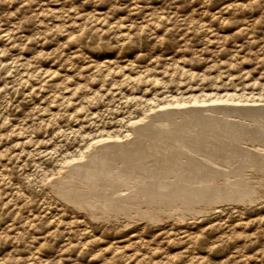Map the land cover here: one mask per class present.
<instances>
[{"label": "rangeland", "instance_id": "obj_1", "mask_svg": "<svg viewBox=\"0 0 264 264\" xmlns=\"http://www.w3.org/2000/svg\"><path fill=\"white\" fill-rule=\"evenodd\" d=\"M263 150L264 0H0V264H264Z\"/></svg>", "mask_w": 264, "mask_h": 264}, {"label": "bare ground", "instance_id": "obj_2", "mask_svg": "<svg viewBox=\"0 0 264 264\" xmlns=\"http://www.w3.org/2000/svg\"><path fill=\"white\" fill-rule=\"evenodd\" d=\"M188 105H189V104H188ZM211 105H212V104H211ZM211 105H208V106H211ZM203 106H204V105H203ZM217 106H218V105H217ZM231 106H232V105H231ZM170 108H171V107H170ZM195 108H196V107H195ZM163 109H164V108H163ZM185 109H186V108H185ZM224 109H225V108H224ZM161 110H162V109H161ZM180 110H181V109H180ZM222 110H223V109H222ZM203 111H204V110H203ZM224 111H225V110H224ZM226 111H227V110H226ZM195 112H196V111H195ZM214 113H215V112H214ZM188 114H189V113H188ZM183 115H184V114H183ZM205 115H206V114H205ZM223 115H225V114H223ZM200 117H201V116H200ZM218 117H219V115H218ZM244 117H245V116H244ZM221 118H222V117H221ZM219 119H220V118H219ZM225 119H226V118H225ZM243 119H245V118H243ZM241 120H242V119H241ZM245 120H246V119H245ZM255 120H256V119H255ZM163 123H164V122H163ZM139 124H140V123H139ZM143 124H144V123H143ZM166 124H168V122H167ZM197 124H198V123H197ZM230 124H231V122H230ZM233 124H234V123H233ZM202 125H203V124H202ZM224 125H225V123H224ZM247 125H248V124H247ZM163 126H165V125L163 124ZM203 126H204V125H203ZM231 126H232V125H231ZM231 126H230V127H231ZM249 126H250V125H249ZM253 126H254V125H253ZM175 127H176V126H175ZM210 127H211V126H210ZM233 127H234V126H233ZM256 127H257V126H256ZM170 128H171V127H170ZM227 128H228V127H227ZM259 128H261V127H259ZM155 129H156V128H155ZM250 129H251V128H250ZM250 129H249V130H250ZM160 131H161V130H160ZM216 132H217V131H216ZM251 132H252V130H251ZM237 133H238V132H237ZM256 133H257V132H256ZM203 134H204V133H203ZM239 134H241V133H239ZM189 135H190V134H189ZM155 136H156V135H155ZM184 136H185V135H184ZM207 136H208V135H207ZM232 136H233V135H232ZM240 136H241V135H240ZM169 137H170V136H169ZM172 137H173V136H172ZM179 137H180V136H179ZM195 137H196V136H195ZM195 137H194V138H195ZM177 138H178V137H177ZM201 138H202V137H201ZM213 138H214V137H213ZM220 138H221V137H220ZM203 139H204V138H203ZM216 139H217V138H216ZM133 140H134V139H133ZM217 140H218V139H217ZM217 140H216V141H217ZM262 140H263V139H262ZM222 141H223V140H222ZM194 142H195V141H194ZM218 142H219V141H218ZM106 143H107V142H106ZM220 143H221V142H220ZM222 143H223V142H222ZM222 143H221V144H222ZM227 143H228V142H227ZM234 143H235V142H234ZM244 143H245V142H244ZM103 144H104V143H103ZM147 144H148V143H147ZM171 144H172V143H171ZM157 145H158V144H157ZM184 145H185V144H184ZM191 145H192V144H191ZM201 145H202V144H201ZM249 145H250V143H249ZM166 146H167V145H166ZM195 146H196V145H195ZM217 146H218V145H217ZM239 146H240V144H239ZM211 147H212V146H211ZM179 148H180V147H179ZM219 148H220V147H219ZM238 148H239V147H238ZM255 148H256V147H255ZM258 148H259L260 150L263 149V147L260 146V145H259ZM258 148H256V149H258ZM164 149H165V148H164ZM180 149H181V148H180ZM252 149H253V147H252ZM122 150H123V149H122ZM129 150H130V149H129ZM131 150H132V149H131ZM185 150H186V149H185ZM195 150H196V149H195ZM221 150H222V149H221ZM260 150H258V151H260ZM135 151H136V150H135ZM168 151H169V149H168ZM189 151H190V150H189ZM202 151H203V150H202ZM245 151H246V150H245ZM249 151H251V150H249ZM263 151H264V150H263ZM131 152H133V151H131ZM172 152H173V151H172ZM178 152H179V151H178ZM184 152H185V151H184ZM187 152H188V151H187ZM200 152H201V151L199 150V153H200ZM223 152H224V151H223ZM233 152H234V151H233ZM129 153H130V152H129ZM148 153H149V152H148ZM174 153H175V152H174ZM253 153H255V152H253ZM253 153L251 152L250 154L252 155ZM123 154H124V153H123ZM123 154H122V155H123ZM185 154H186V153H185ZM250 154H248V155H250ZM132 155H133V154H132ZM132 155H130V156H132ZM188 155H189V154H188ZM198 155H199V154H198ZM213 155H214V154H213ZM243 155H244V154H243ZM255 155H256V154H255ZM261 155H262V154H261ZM120 156H121V155H120ZM156 156H157V155H156ZM189 156H190V155H189ZM206 156H207V155H206ZM220 156H221V155H220ZM244 156H245V155H244ZM90 157H91V156H90ZM115 157H116V156H115ZM246 157H247V155H246ZM253 157H254V154H253ZM258 157H260V155H259ZM262 157H263V156H262ZM116 158H117V157H116ZM202 158H203V157H202ZM207 158H208V157H207ZM251 158H252V156H251ZM256 159H257V158H256ZM145 160H146V159H145ZM182 160H183V159H182ZM215 160H216V159H215ZM87 161H88V160H87ZM163 161H164V160H163ZM163 161H162V162H163ZM179 161H180V160H179ZM78 162H79V161H78ZM90 162H91V161H90ZM114 162H115V161H114ZM137 162H138V161H137ZM181 162H182V161H181ZM184 162H185V161H184ZM205 162H206V161H205ZM208 162H209V161H208ZM219 162H220V161H219ZM239 162H240V161H239ZM246 162H248V166L251 165V167H252L253 163L251 162V160L248 159V161L246 160ZM96 163H98V162H96ZM115 163H116V162H115ZM129 163H130V162H129ZM170 163H171V162H170ZM177 163H179V162H177ZM226 163H227V162H226ZM258 163H260V162H258ZM258 163H257V164H258ZM71 164H72V163H71ZM150 164H151V163H150ZM214 164H215V163H214ZM241 164H242V163H241ZM257 164H256V165H257ZM82 165H83V164H82ZM87 165H88V164H87ZM121 165H122V164H121ZM143 165H144V164H143ZM67 166H68V165H67ZM76 166H77V165H76ZM115 166H116V165H115ZM127 166H128V165H127ZM140 166H141V165H140ZM152 166H153V165H152ZM246 166H247V165H246ZM259 166H260V165H259ZM72 167H73V165H72ZM111 167H112V166H111ZM113 167H114V166H113ZM121 167H122V166H121ZM129 167H130V166H129ZM142 167H143V166H142ZM256 167H257V166H256ZM76 168H77V167H76ZM79 168H81V167H79ZM84 168H85V166H84ZM93 168H94V167H93ZM93 168H92V169H93ZM146 168H147V167H146ZM258 168H259V167H258ZM72 169H73V168H72ZM94 169H95V168H94ZM192 169H193V168H192ZM218 169H219V168H218ZM259 169H261V167H260ZM70 170H71V168H70ZM74 170H75V169H74ZM128 170H129V169H128ZM128 170H127V172H128ZM155 170H156V169H155ZM176 170H177V169H176ZM234 170H235V169H234ZM252 170H253V169H252ZM256 170H257V169H256ZM256 170H255L254 172H256ZM124 171H125V170H124ZM136 171H137V170H136ZM180 171H181V170H180ZM187 171H188V170H187ZM208 171H209V170H208ZM210 171H211V169H210ZM248 171H249V170H248ZM257 171H258V170H257ZM63 172H64V171H63ZM150 172H151V171H150ZM203 172H204V171H203ZM254 172H253V173H254ZM263 172H264V170H263ZM61 173H62V172H61ZM71 173H72V172H71ZM101 173H102V172H101ZM101 173H100V175H101ZM122 173H123V172H122ZM136 173H137V172H136ZM189 173H190V172H189ZM216 173H217V172H216ZM218 173H219V171H218ZM259 173H260V172H259ZM79 174H80V173H79ZM186 174H187V173H186ZM186 174H185V175H186ZM199 174H200V173H199ZM238 174H239V173H238ZM238 174H237V175H238ZM248 174L250 175V172H249ZM59 175H60V174H59ZM59 175H58V178H59ZM62 175H64V173H63ZM62 175H61V176H62ZM66 175H68V174H66ZM77 175H78V174H77ZM80 175H81V174H80ZM83 175H84V174H83ZM183 175H184V174H183ZM191 175H193V174H191ZM213 175H215V174H213ZM225 175L228 176L229 174H225ZM255 175L258 176L257 174H252L251 176L255 178V177H256ZM260 175H261V174H260ZM81 176H82V175H81ZM85 176H86V175H85ZM138 176H139V175H138ZM202 176H203V175H202ZM202 176H201V178H202ZM206 176H207V175H206ZM251 176H250V177H251ZM263 176H264V175H263ZM105 177H106V176H105ZM109 177H110V176H109ZM112 177H113V176H112ZM124 177H125V176H124ZM165 177H166V176H165ZM175 177H176V176H175ZM187 177H188V176H187ZM187 177H186V179H187ZM190 177H191V176H190ZM190 177H189V178H190ZM223 177H224V176H223ZM259 177H260V176H259ZM60 178H62V177H60ZM95 178H96V177H95ZM101 178H102V177H101ZM115 178H116V177H115ZM153 178H154V177H153ZM195 178H196V177H195ZM63 179H64V177H63ZM63 179H62V180H63ZM68 179H69V178H68ZM141 179H142V178H141ZM160 179H161V178H160ZM165 179H166V178H165ZM183 179H185V178L183 177ZM197 179H198V178H197ZM203 179H204V176H203ZM233 179H234V178H233ZM251 179H252V178H251ZM260 179H261V177H260ZM80 180H81V179H80ZM172 180H173V179H172ZM181 180H182V179H181ZM187 180H188V179H187ZM192 180H193V178H192ZM194 180H195V179H194ZM194 180L191 181V183H195ZM200 180H201V179H200ZM200 180H198L199 183L196 181V183L198 184L199 187H194L193 185H192V186L189 185V187H190L189 189H190L191 191L189 190L188 193H186V194H187V199H188V200H190V198H189L188 196H192V198H194V197H198V195L201 196V195H200V191H201L202 189H204V188H203V187H204L203 185L208 186L207 184H204V181H207V180H201V181H200ZM214 180H215V179H214ZM254 180H255V179H254ZM52 181H53V180H52ZM55 181H56V180H55ZM129 181H130V180H129ZM188 181H189V180H188ZM215 181H216V180H215ZM215 181H214V184L216 183ZM262 181H263V180H262ZM69 182H70V181H69ZM75 182H76V181H75ZM95 182H96V181H95ZM99 182H100V181H99ZM148 182H149V181H147L146 183H148ZM162 182H163V181H162ZM182 182H183V180H182ZM211 182H212V181H211ZM224 182H226V181H224ZM227 182H228V181H227ZM229 182H230V181H229ZM232 182H233V181H232ZM238 182H239V181H238ZM258 182H259V181H258ZM102 183H103V182H102ZM138 183H139V182H138ZM144 183H145V182H144ZM176 183H177V182H176ZM187 183H188V182H187ZM202 183H203V185H202V188H201V186H200L199 184H202ZM217 183H218V182H217ZM244 183H245V182H244ZM259 183H260V182H259ZM184 184H185V183H184ZM209 184H210V183H209ZM211 184H213V183H211ZM218 184H219V183H218ZM218 184H217V185H218ZM239 184H240V183H239ZM132 185H133V184H132ZM135 185H136V184H135ZM137 185H138V184H137ZM140 185H141V183H140ZM155 185H156V184L154 183V186H155ZM220 185H221V183H220ZM220 185H218V187H219ZM223 185H224V184H223ZM223 185H222V187H223ZM231 185H232L231 183H229V184L226 183V187H227V188H228L229 186H231ZM255 185H256V183H255ZM258 185H259V184H258ZM49 186H50V185H49ZM154 186H153V187H154ZM167 186H168V184H167ZM174 186L178 188V185H177V186L174 185ZM184 186H185V185H184ZM195 186H196V185H195ZM259 186H260V185H259ZM52 187H53V186H52ZM107 187H108V186H107ZM113 187H114V186H113ZM131 187H132V186H131ZM133 187H134V186H133ZM141 187H142V186H141ZM158 187H160V186L158 185ZM172 187H173V185H172ZM187 187H188V186H187ZM208 187H209V186H208ZM212 187H213V185H212ZM214 187H216V184H215ZM214 187H213V188H214ZM222 187H221V188H222ZM224 187H225V186H224ZM234 187H235V186H234ZM239 187H240V185H239ZM59 188H60V187H59ZM82 188H83V187H82ZM138 188H139V187H138ZM150 188H152V186H151ZM168 188H170V187H168ZM200 188H201V189H200ZM229 188H230V187H229ZM247 188H249V187H247ZM70 189H71V188H70ZM75 189H76V188H75ZM98 189H99V188H98ZM161 189H162V187H161ZM174 189H175V188H174ZM184 189H185V187H184ZM209 189H210V187H209ZM243 189H244V188H243ZM51 190H52V189H51ZM65 190H66V189H65ZM79 190H80V189H79ZM135 190H136V188H135ZM142 190H143V189H142ZM177 190H178V189H177ZM177 190H176V191H177ZM186 190H188V189H186ZM186 190H185V191H186ZM235 190H236V189H235ZM235 190H234V192L231 191V190H229V191H231V192H228V193L224 194L223 191H222L221 189H218V190L216 189V191L218 192V194H220V195H222V196H227V197H229L230 194H234V193H236L237 190H236V191H235ZM257 190H258V189H257ZM261 190H262V189H261ZM80 191H81V190H80ZM130 191H131V190H130ZM139 191H140V190H139ZM139 191H138V192H139ZM169 191H170V190H169ZM216 191H215V192H216ZM226 191H228V190H226ZM109 192H110V190H109ZM112 192L114 193V191H112ZM112 192H111V193H112ZM118 192H119V191H118ZM138 192H137V193H138ZM143 192L145 193L144 190H143ZM155 192H156V191H155ZM61 193H62V191H61ZM64 193H65V192H64ZM66 193H67V192H66ZM113 193H112V194H113ZM127 193H128V191H127ZM127 193H126V194H127ZM130 193H131V192H130ZM141 193H142V191H141ZM144 193H142V194H144ZM158 193H159V192H158ZM212 193H213V192H212ZM238 193H239V192H238ZM260 193L263 194L262 192H260ZM108 194H109V193H108ZM145 194H146V193H145ZM159 194H160V193H159ZM169 194H170V193H169ZM178 194H179V193H178ZM261 194H260V196H261ZM61 195H62V194H61ZM66 195H67V194H66ZM95 195H96V194H95ZM151 195H152V194H151ZM163 195H164V194H163ZM215 195H216V194H215ZM220 195H216V196L219 197V198H221L222 196H220ZM236 195H237V194H236ZM256 195H257V193H256ZM256 195H255V196H256ZM258 195H259V194H258ZM57 196H58V195H57ZM59 196H60V195H59ZM74 196H75V195H74ZM84 196H85V195H84ZM93 196H94V195H93ZM102 196H103V194H102ZM130 196H131V195H130ZM136 196H137V195H136ZM144 196H146V195H143V197H144ZM203 196H204V193H203ZM69 197H70V196H69ZM71 197H72V196H71ZM121 197H123V196H121ZM143 197H142V198H143ZM157 197H158V196H157ZM159 197H160V196H159ZM184 197H185V195H184ZM204 197H205V196H204ZM243 197H244V196H243ZM258 197H259V196H258ZM92 198H93V197H92ZM139 198H140V196H139ZM150 198H151V197H150ZM155 198H156V197H155ZM161 198L163 199V197H161ZM205 198H206V197H205ZM245 198L248 199V198H250V196H246ZM255 198H257V197H255ZM63 199H64V198H63ZM68 199H69V198H68ZM75 199H76V198H75ZM80 199H81V197H80ZM82 199H83V198H82ZM84 199H85V198H84ZM94 199H96V197H95ZM111 199H112V198H111ZM113 199H114V198H113ZM117 199H118V198H117ZM162 199H161V200H162ZM181 199H182V198H181ZM183 199H185V198H183ZM222 199H223V198H222ZM224 199H225V198H224ZM229 199H230V198H229ZM251 199H252V198H251ZM99 200H102V199H99ZM107 200H108V199H107ZM144 200H145V197H144ZM144 200H143V201H144ZM208 200H209V199H208ZM210 200H211V199H210ZM214 200H215V199H214ZM71 201H72V199H71ZM110 201H111V200H110ZM122 201H123V200H122ZM128 201H129V200H128ZM181 201H182V200H181ZM181 201H180V202H181ZM221 201H222V200H221ZM90 202H91V201H90ZM101 202H102V201H101ZM101 202H100V203H101ZM117 202H119V201H117ZM123 202L126 203V201H123ZM197 202H198V201H197ZM199 202H202V201H199ZM206 202H207V201H206ZM115 203H116V202H115ZM119 203H120V202H119ZM127 203H131V200H130V202H127ZM203 203H204V202H203ZM203 203H202V204H203ZM208 203H209V202H208ZM247 203H248V201H247ZM74 204H75V203H74ZM120 204H121V203H120ZM140 204H141V203H140ZM143 204H144V203H142V205H143ZM191 204H192V203H191ZM205 204H206V203H205ZM215 204H216V203H215ZM118 205H119V204H118ZM132 205H133V204H132ZM142 205H141V206H142ZM153 205H155V204H153ZM207 205H208V204H207ZM98 206H100V205H98ZM146 206H147V205H146ZM155 206H156V205H155ZM155 206H154V207H155ZM194 206H195V205H194ZM120 207H121V206H120ZM122 207H123V206H122ZM138 207H139V206H138ZM150 207H151V206H150ZM126 208H127V207H126ZM142 208H143V207H142ZM83 209H86V208H83ZM95 209H96V208H95ZM122 209H123V208H122ZM110 210H111V209H110ZM113 210H114V209H113ZM124 210H125V208H124ZM124 210H123V211H124ZM177 210H179V209H177ZM133 211H134V210H133ZM138 211H139V210H138ZM147 211H148V210H147ZM147 211H146V212H147ZM198 211H199V210H198ZM85 212H86V211H85ZM89 212H90V211H89ZM144 212H145V211H144ZM119 213H120V212H119ZM153 213H154V212H153ZM144 214H146V213H140V215H142V216H144ZM154 214H155V213H154ZM165 214H166V212H165ZM175 214H176V213H175ZM126 215H127V214H126ZM166 215H167V214H166ZM137 216H138V215H137ZM139 217H140V216H139ZM121 218H122V217H121ZM147 218H148V217H147Z\"/></svg>", "mask_w": 264, "mask_h": 264}]
</instances>
